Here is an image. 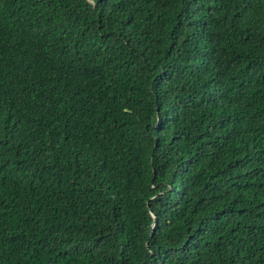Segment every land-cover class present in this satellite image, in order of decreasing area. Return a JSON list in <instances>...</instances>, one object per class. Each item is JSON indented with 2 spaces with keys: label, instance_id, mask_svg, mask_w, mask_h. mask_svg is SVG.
Wrapping results in <instances>:
<instances>
[{
  "label": "trees",
  "instance_id": "1",
  "mask_svg": "<svg viewBox=\"0 0 264 264\" xmlns=\"http://www.w3.org/2000/svg\"><path fill=\"white\" fill-rule=\"evenodd\" d=\"M0 264H264V0H0Z\"/></svg>",
  "mask_w": 264,
  "mask_h": 264
}]
</instances>
